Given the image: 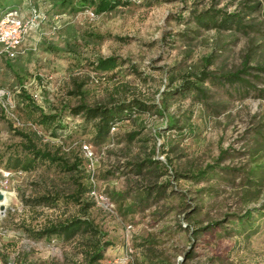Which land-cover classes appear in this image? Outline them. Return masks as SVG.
Wrapping results in <instances>:
<instances>
[{
  "label": "rangeland",
  "instance_id": "1",
  "mask_svg": "<svg viewBox=\"0 0 264 264\" xmlns=\"http://www.w3.org/2000/svg\"><path fill=\"white\" fill-rule=\"evenodd\" d=\"M57 1L32 0L36 25L0 64V264H86L90 230L35 234L74 217L109 243L98 264H264V0ZM217 10L244 27L195 20ZM82 101L135 106L96 138ZM19 131L66 167L13 168L32 157Z\"/></svg>",
  "mask_w": 264,
  "mask_h": 264
},
{
  "label": "trees",
  "instance_id": "2",
  "mask_svg": "<svg viewBox=\"0 0 264 264\" xmlns=\"http://www.w3.org/2000/svg\"><path fill=\"white\" fill-rule=\"evenodd\" d=\"M25 1V0H24ZM57 5L66 8V7H72L73 9L76 7H90L92 10V13H101L108 10H111L115 8L117 5L122 4L121 0H58L56 2ZM13 8H6L5 11L12 10ZM195 20L198 22L199 25H205L207 22L212 21L214 23V26L220 29H229L232 28V26L237 27H244L243 23V17L239 12H233V13H227L222 12L221 10L217 11H206L204 13H198L195 17ZM4 63L5 65H9L8 59H2L0 61ZM116 64V59L114 57H106L97 58V68L99 69H106L110 66H114ZM263 69V68H262ZM264 70V69H263ZM246 72L245 69L239 70L235 73H229L226 75H223L222 78L230 83L233 82H245L246 79L241 78V73ZM202 74H204L203 78L206 74L202 71ZM191 84V82H189ZM193 88L199 89L200 87L198 84H195V82L192 83ZM195 86V87H194ZM251 86V85H250ZM191 89V88H190ZM262 92V90H261ZM259 98L264 97V91L259 94ZM135 106V104H134ZM133 105H126V106H119V107H106L105 105H94L90 106L86 104L84 101L80 102L78 105L71 107L72 114L75 115H84V118L88 121L96 120L95 124V130H96V138H103L107 135L110 128L113 127L115 124V121L118 118H121V114L131 112ZM137 107L141 106L136 105ZM47 118H54L55 116H43ZM23 138H25L26 143H22V147L29 151V153L32 155L31 159L27 160L24 164L21 162V160L17 159L16 164L13 166V168L20 167L23 169H28L30 165H32V162L36 159H40L43 161H48L50 163L58 162L62 166L66 167V162L63 161L62 157H59L55 155L54 153L40 149L36 146V144L33 142L31 136L24 132H18ZM134 134H132L131 137H133ZM68 168V167H67ZM204 171L200 172L202 175ZM71 196V195H70ZM75 201H79L80 199L78 197L71 196ZM53 201L54 197H50V195L43 196L40 201ZM85 208L82 207V209H87L90 207V204L86 203L83 204ZM84 213V212H83ZM248 219L251 214L247 212L245 215ZM83 228L85 231L90 232V247L87 251L86 258L87 263L86 264H98V262L103 258L104 251L106 249V246L109 244L108 242H101L99 239H97L96 232L97 230L93 228L92 222L85 218L81 219L79 217H74L70 220H67L63 223H58L55 225H51L50 227L44 229L43 231L35 233L37 238H40L42 236H51V235H64L66 237L72 236V234Z\"/></svg>",
  "mask_w": 264,
  "mask_h": 264
},
{
  "label": "built area",
  "instance_id": "3",
  "mask_svg": "<svg viewBox=\"0 0 264 264\" xmlns=\"http://www.w3.org/2000/svg\"><path fill=\"white\" fill-rule=\"evenodd\" d=\"M25 1L28 8L26 16L21 15V11L17 8L0 14V61L13 60L19 54L28 29L35 26L39 18L38 10L33 6L32 0Z\"/></svg>",
  "mask_w": 264,
  "mask_h": 264
}]
</instances>
